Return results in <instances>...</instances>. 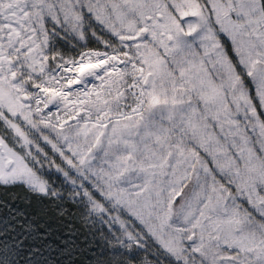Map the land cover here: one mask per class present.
<instances>
[{
	"label": "snow or ice",
	"instance_id": "obj_1",
	"mask_svg": "<svg viewBox=\"0 0 264 264\" xmlns=\"http://www.w3.org/2000/svg\"><path fill=\"white\" fill-rule=\"evenodd\" d=\"M0 264H264V0H0Z\"/></svg>",
	"mask_w": 264,
	"mask_h": 264
}]
</instances>
